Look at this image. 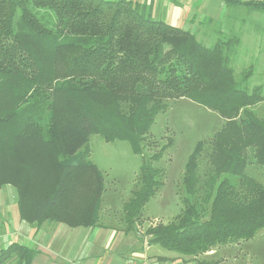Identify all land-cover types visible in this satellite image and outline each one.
<instances>
[{"label":"trees","instance_id":"obj_1","mask_svg":"<svg viewBox=\"0 0 264 264\" xmlns=\"http://www.w3.org/2000/svg\"><path fill=\"white\" fill-rule=\"evenodd\" d=\"M227 1L264 11V0ZM217 32L206 46L130 0H0V95L7 97L0 102V164L7 151L21 168L14 179L0 175V187L15 186L19 218L98 224L103 177L89 159L90 136L127 141L142 155L155 116L186 98L223 123L187 158L184 208L151 222L147 242L196 259L264 228V185L246 173L250 161L264 168V115L254 110L264 96L261 86L249 87L251 68L234 76L238 35ZM165 148L142 155L122 205L127 230L143 225L144 205L164 184L153 162ZM37 160L41 168L31 167ZM42 168L51 176L40 179ZM36 254L10 243L0 248V264H33Z\"/></svg>","mask_w":264,"mask_h":264},{"label":"rangeland","instance_id":"obj_2","mask_svg":"<svg viewBox=\"0 0 264 264\" xmlns=\"http://www.w3.org/2000/svg\"><path fill=\"white\" fill-rule=\"evenodd\" d=\"M240 9L247 10L244 7H240ZM233 10L231 9L232 12ZM228 11L225 9L224 13ZM252 12L259 15L264 14L257 11ZM222 15L220 14L219 18ZM232 20L231 26L227 27V29L235 30L241 35L243 32L242 22L238 19ZM176 26L194 33L193 28L190 26L185 25L186 28H184L183 22H177ZM216 26L217 24L215 22L214 25L212 24V27L209 23L204 24L201 27L207 32V38L202 40L203 42L198 38V35L196 38L198 40L200 39L199 41L204 45L210 46L217 38V34L214 32ZM255 34H257V31L252 30L249 35L252 36ZM225 36H228V33H225ZM246 44L243 46L242 43H239L236 53L232 57L231 66L234 69V76L236 78H241L242 72L251 68L252 73L248 81L250 86L258 82L261 76L256 67L257 48L249 37L248 43ZM262 92L264 93V91ZM6 100L7 97L5 95H0V102H6ZM254 110L258 116L264 115V101L254 106ZM222 123L223 120L216 112L186 98L170 100L166 109L155 116L153 123L145 135L142 155L144 157L150 156L153 153L161 151L163 146H166L163 149L161 158L153 162V165L164 171L165 180L160 190L149 199L142 209L141 216L144 221L143 225H141L143 230L141 233L142 236L145 235L144 231L151 222L152 224L155 221L167 222L184 208L183 200L186 197V191L182 178L187 158L194 149L196 142L209 139L220 128ZM89 150V159L96 165L103 177L99 222L113 224L112 226L115 227L121 226L124 224L122 220V205L130 198L137 184L142 155L134 153L127 141L115 140L106 142L98 134H92L90 136ZM6 154L7 151L4 154L3 162L0 164V175L4 178L14 179L18 175L16 172L20 171L21 168L17 164L14 165L13 160L9 156H6ZM32 159L34 158L30 156L29 161ZM34 163L35 166H30L37 169L36 166L40 163L38 160ZM41 166L42 163L38 167L41 168ZM201 166H206L205 155L202 157ZM246 173L264 185L263 166L250 161L246 167ZM39 176L40 179L43 177L47 178L51 176V172H47L46 169L42 168ZM8 185H10L8 189L12 191L13 196L12 199L9 198L11 201L8 200L9 206H7L11 208V212L13 211L15 213L17 192L15 186L12 184ZM8 214L9 212L6 213L7 217ZM46 223L44 221L38 226H46ZM49 223L56 224V222ZM1 225L2 221H0V228ZM34 225L36 224L34 223ZM59 237L55 235V238ZM18 238L16 237L14 241H19ZM0 246H2L1 240ZM50 247L53 248V246ZM154 248H159L164 254H172L180 259L187 258V256L179 253L167 251L159 245H156ZM193 260H190V263L184 262L183 264H198L200 260L212 264H264V228L260 229L254 237L248 240H240L238 242L221 245L215 248L214 251L205 255H199L198 258ZM6 264L19 263L16 258H12Z\"/></svg>","mask_w":264,"mask_h":264},{"label":"crops","instance_id":"obj_3","mask_svg":"<svg viewBox=\"0 0 264 264\" xmlns=\"http://www.w3.org/2000/svg\"><path fill=\"white\" fill-rule=\"evenodd\" d=\"M130 1L145 4L155 19L163 20L174 26L177 22H183L184 28H186L185 25L193 28L194 33L188 31L196 37L198 35L201 41L207 38V32L202 29L204 24L209 23L212 27L214 22L217 24L214 28L217 36V30L223 32L224 37H226L225 33L229 35L233 32L238 35L239 42L243 46L247 45L249 37L257 48L256 67L261 76L258 82L249 87L259 85L264 91V14H255L252 11L257 10L227 0ZM240 7L247 10L240 9ZM225 9L229 11L224 13ZM231 9H234L233 12ZM257 12L264 13V11ZM220 14H223L221 18H219ZM232 19L242 22L241 35L235 30L227 29L231 26ZM252 30H256L257 34L250 36ZM262 95L264 96L263 92ZM9 186L5 184L0 188V221H2L0 240L4 246L0 248H5L10 243H18L36 249L37 254L33 259V264H183L184 262L190 263V260L194 261L191 257L180 259L172 254H164L159 248H154L158 244L147 242L148 236H142L139 233L143 231L141 226L136 231L137 226L132 230H127L124 225L115 227L112 226L113 224L101 222L90 227H73L64 222L52 224L46 221V226L39 227L23 221L19 218L16 205L15 213L11 212V208L8 207V200L13 196L12 191L8 189ZM7 212H9L8 217ZM55 235L60 237L55 238ZM16 237H19V241H14Z\"/></svg>","mask_w":264,"mask_h":264}]
</instances>
